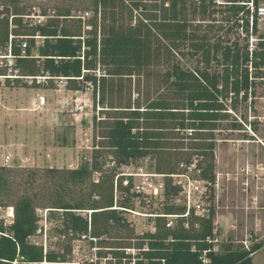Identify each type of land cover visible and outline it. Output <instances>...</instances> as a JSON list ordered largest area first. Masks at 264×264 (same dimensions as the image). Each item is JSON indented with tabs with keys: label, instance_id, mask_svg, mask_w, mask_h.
I'll use <instances>...</instances> for the list:
<instances>
[{
	"label": "trees",
	"instance_id": "1",
	"mask_svg": "<svg viewBox=\"0 0 264 264\" xmlns=\"http://www.w3.org/2000/svg\"><path fill=\"white\" fill-rule=\"evenodd\" d=\"M205 1L90 0L93 14L87 19L89 28L84 31L82 17L73 14L69 7H56L53 16L42 10L40 15L46 19L33 23L29 17L31 10L23 0L0 1V56L12 60L10 66H0V76L6 85L27 86L26 82L21 83L25 78L18 76L32 77L31 84L37 87L40 84L36 83L37 76L48 81L61 78L72 90H82L90 83L93 103L102 105L103 115L93 117L91 160L74 169L43 170L46 178L56 184L49 194L48 207L63 210L65 228L86 230L87 220L72 210L90 209L95 235L109 233L112 227L124 228L128 236L133 235L120 211L110 209L114 174L104 169L105 150L117 163L152 157L154 169L163 174L182 173L196 159L201 178L214 182L213 133L229 116L227 99L231 109H237L239 100L247 101L249 94L255 93L257 82L264 79V40L249 51L248 0H223L222 4L245 31L244 43L220 35L212 40L207 30L193 25L188 18L189 10H196V4L205 5ZM259 1L254 3L257 5ZM184 48L196 61L193 68H184L175 59L176 54L184 55ZM160 66H164L163 72L157 70ZM9 70L17 74H9ZM132 77L138 78V86L141 77L152 82L156 94L146 96L143 101L122 99L118 95L124 88L123 81ZM230 125L231 129L241 127L235 121ZM181 164L183 169L179 168ZM0 168V203L12 204L15 212L10 231L23 254L30 260H41V248L26 241L37 227L36 192L30 196L15 195L12 189L15 184L25 189L34 187L38 170H29L18 182L11 178L17 170ZM95 172L99 173L98 182L93 181ZM84 185L88 186L85 193ZM178 190L179 186L172 185L167 178L166 196L177 194ZM118 203L128 207L129 199ZM184 210L180 204L164 206L166 213ZM211 213L208 218L191 214L187 227L182 217L172 228L165 226L163 218H157L153 232L135 237V247L147 245L137 255L135 264H252L253 255L262 248L264 239L254 240L248 249L241 242L228 239L221 243L220 251L213 252L206 239L213 228V208ZM0 229L3 230L1 225ZM114 247L131 246L119 242ZM68 251L69 246L65 253L52 252L47 258L65 259ZM112 253L119 258L118 264L123 256L131 257L119 250ZM14 254L15 242L0 236V256Z\"/></svg>",
	"mask_w": 264,
	"mask_h": 264
},
{
	"label": "rangeland",
	"instance_id": "2",
	"mask_svg": "<svg viewBox=\"0 0 264 264\" xmlns=\"http://www.w3.org/2000/svg\"><path fill=\"white\" fill-rule=\"evenodd\" d=\"M23 1L27 5L26 8L31 10L29 17L33 23H39L40 20L43 22L46 19V16L40 15L42 10L46 11L47 16H53L56 7L65 6L71 8L73 14L82 17L83 31L89 28L88 25L86 26L87 19L93 14L90 0ZM222 4L223 0H214L213 3L206 0L203 6L196 4L197 11H192L191 8L188 18L193 25H199L200 29L207 30L212 40L220 35L228 40L237 39L240 44H243L245 31L236 24V16L225 11ZM182 50L184 55L176 54V61L184 68H193L196 61L187 54V49ZM11 62L10 58L0 56V66L4 67L6 64L10 66ZM163 68L164 66H160L157 70L163 72ZM8 73L17 74L16 71L10 70ZM96 73L99 74L100 71ZM9 77L17 76L9 75ZM21 81L23 84L26 82L27 86L17 84L8 86L0 76L2 83L0 86V155L6 152L11 154L12 168L17 170V173L11 174V178L18 182L29 170H38L34 187L25 189L24 186L15 184L12 189L15 195L30 196L36 192L34 198L37 207L42 208L50 206L49 194L56 186L53 181L46 178L43 170L50 167L74 169L91 160L94 147L93 117L98 119L103 115L102 105L93 103L90 83H87L82 90H72L61 78L51 79V81L36 79V83L41 82L38 83V87L31 84V79H21ZM123 82L124 88L118 96L125 101L128 99L131 102L143 101L146 96L156 94L155 85L142 77L139 86L137 77H132L131 80L125 79ZM254 90L255 93L249 94L247 101L239 100L237 109H231L230 101L227 99L229 116L221 121L219 129L213 133L215 172L221 177V188L217 190L219 198L216 204L217 218L220 217L222 221L224 217H228L230 220L228 227L231 231L225 229L226 232H224L219 219L217 225L222 231V240L246 241V244H252L255 239H264V79L257 82ZM40 97L44 98L43 104L39 102ZM112 97L115 98V95ZM233 121L241 124L240 129H231L230 123ZM107 154L105 150L103 158L107 157L106 160H109L110 157ZM150 161L154 167L152 157ZM181 166L182 164L179 168L183 169ZM227 176L229 179H226ZM248 177L252 188L258 192L256 195L259 196L258 206L262 207L260 210L252 211L249 209L251 203L249 202L248 205L245 203L242 183H248ZM82 188L84 193L88 191L87 185ZM78 189L79 187H76V190ZM6 202L9 203V201ZM137 209L143 210L139 207ZM120 214L133 230V235L128 236L124 228L112 227L108 233L111 238L106 244L117 245L123 242L126 246H134L137 241L136 235L146 232V228H150L149 223L144 217L122 210ZM51 215L57 221L56 213ZM231 226H235L233 230ZM256 228L257 232H255ZM131 236L133 239H130ZM62 247L63 245H59L57 250ZM87 252L89 250L86 254ZM115 262L109 264H117V261ZM252 264H264V245L253 255Z\"/></svg>",
	"mask_w": 264,
	"mask_h": 264
},
{
	"label": "built area",
	"instance_id": "3",
	"mask_svg": "<svg viewBox=\"0 0 264 264\" xmlns=\"http://www.w3.org/2000/svg\"><path fill=\"white\" fill-rule=\"evenodd\" d=\"M246 4L249 9L248 49L249 51H253L259 40H264V2L259 1L256 5L254 0H248ZM39 22L42 21L40 20ZM254 24L257 28L256 31H254ZM18 77L33 80L32 77ZM36 79L45 80V77L37 76L35 77ZM39 102L43 104L44 98L40 97ZM188 133L190 134L191 132L188 131ZM11 161L10 153L6 152L0 155V167H13ZM104 169L112 170L114 174L113 206L110 209L122 210L133 215L144 217L150 226V228H146V232H153L155 230L157 218H163L165 226L172 228L176 220L182 217L184 218L183 224L187 227L188 217L191 214L196 217L208 218L212 215L213 208L215 211L213 215V228L211 235L206 238L211 243L210 249L213 252H218L220 251L221 243L228 240H222V231L217 225L218 207L216 204L219 200L217 190L221 188V177L219 173L215 172L214 182H209L201 178V168L196 159L190 165L186 166L182 173L173 174L157 172L152 166L149 156L132 160L128 163H117L110 158L105 162ZM1 175L2 170L0 168ZM93 176V181L98 182L99 173L95 172ZM167 178L171 179L172 185L179 186L177 194L166 196ZM226 179H229V177L227 176ZM244 185L246 187L248 183L245 182ZM245 190L246 188L243 191ZM124 198L129 199L128 207H122L118 203L119 200ZM251 200L254 205H257V197H253ZM132 203L133 205H131ZM166 204H180L185 207V210L183 213H166L164 211ZM137 207L143 210H139ZM62 211V209L48 206L35 208L37 227L32 234L27 236L26 241L28 244L41 248L42 258L41 260L33 261L22 253L19 243L14 239L10 231V227L15 221L14 206L12 204L4 205L0 203V225L3 227V230L0 229V236L9 237L15 242L14 256H0V264H109L115 261L118 262L119 260L112 253V250H119L125 255H131V257L123 256L120 259L121 264H135L137 255L142 250L147 249L146 244L142 248L135 246L118 248L114 247V244L107 245V241L111 238L108 236V233L95 235L92 232L91 213L93 210L90 209L72 210L87 220L86 230L77 231L73 228H65L62 225L64 218L61 214ZM53 213L58 214L57 221L51 215ZM120 215L122 216V214ZM140 233L143 234L145 232ZM241 243L247 249L251 245L246 244V241H241ZM59 245H63V247L57 250ZM67 246H69L70 251L66 253L65 259L58 257L55 260H49L47 258V255L52 252L58 254L65 253ZM88 250L89 252L86 254ZM125 261L127 262L123 263Z\"/></svg>",
	"mask_w": 264,
	"mask_h": 264
},
{
	"label": "crops",
	"instance_id": "4",
	"mask_svg": "<svg viewBox=\"0 0 264 264\" xmlns=\"http://www.w3.org/2000/svg\"><path fill=\"white\" fill-rule=\"evenodd\" d=\"M247 181H248V186H246V187H244L245 185H244V183H242L243 185V187H242V194H244V196H245V203H246V205H248V203L250 202L251 203V205H249L250 206V208L249 209H251L252 211L253 210H260L262 207H260L259 208V206H258V198H259V196H257L256 194H258V192H255L254 191V189L252 188V186H251V183H250V180H249V177L247 178ZM255 185H256V183H255ZM257 187V186H256ZM246 188V190L245 191H243L244 189ZM253 197H257V205H254L253 204V202H252V198ZM229 207V206H228ZM259 208V209H258ZM229 214V213H228ZM219 219V221H221L220 220V217L218 218ZM222 219V218H221ZM230 223V220H229V218L228 217H224V219H222V221L220 222V224H221V227H223V229H224V232H226V231H229L230 230V228L228 227V224ZM254 227H255V225H253ZM234 227L235 226H231V228H232V230L234 229ZM225 229H226V231H225ZM231 231V230H230ZM258 230H257V228L255 229V232H257ZM255 240H257V239H255Z\"/></svg>",
	"mask_w": 264,
	"mask_h": 264
}]
</instances>
